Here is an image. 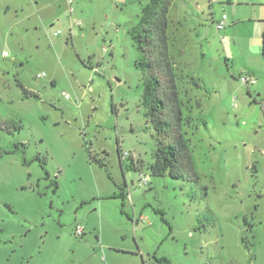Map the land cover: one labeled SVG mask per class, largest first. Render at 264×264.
Masks as SVG:
<instances>
[{
  "label": "rangeland",
  "instance_id": "rangeland-1",
  "mask_svg": "<svg viewBox=\"0 0 264 264\" xmlns=\"http://www.w3.org/2000/svg\"><path fill=\"white\" fill-rule=\"evenodd\" d=\"M149 2L74 0L70 28L58 0H0V264H264V0L170 2L178 179L149 169Z\"/></svg>",
  "mask_w": 264,
  "mask_h": 264
},
{
  "label": "trees",
  "instance_id": "trees-1",
  "mask_svg": "<svg viewBox=\"0 0 264 264\" xmlns=\"http://www.w3.org/2000/svg\"><path fill=\"white\" fill-rule=\"evenodd\" d=\"M170 2L171 0H150L142 10L140 21L142 31H132L131 38L137 52L135 66L146 72L149 77L144 83L143 106L146 110L145 116L149 118L157 136V151L149 169L155 177L168 175L178 179L181 177L179 169L181 162L186 158V150L180 133L183 124L177 76L168 47L167 13ZM262 55L264 56V31ZM195 85L198 86L196 83ZM24 95L31 96L26 91ZM186 120V124H189L190 118L187 117ZM159 137L169 138L171 143L164 145ZM118 154L120 156L119 149ZM162 261L165 264L169 263L166 259Z\"/></svg>",
  "mask_w": 264,
  "mask_h": 264
},
{
  "label": "built area",
  "instance_id": "built-area-1",
  "mask_svg": "<svg viewBox=\"0 0 264 264\" xmlns=\"http://www.w3.org/2000/svg\"><path fill=\"white\" fill-rule=\"evenodd\" d=\"M212 2H215V1H218V0H211ZM66 5H67V11H68V15H69V26L70 28L74 27L75 25L76 26H79L80 24L79 23H75L73 21H71V15L73 13V5H74V0H66ZM226 20V17L225 16H222V19L220 22H218V24H216V30L217 31H220L223 29L224 27V21ZM59 33H57L58 35ZM7 54L5 52L2 53V56L5 57ZM40 76H43V74H41ZM241 82L244 84V85H253L255 82L254 81H250L249 79L247 78H241ZM67 97V96H65ZM261 109L262 111H264V104L261 105ZM122 157H129V154H124ZM139 181H140V185H144L146 186L148 183H149V178L148 176L144 175V174H141L139 175ZM75 235L76 236H81L82 235V230L77 227L75 229Z\"/></svg>",
  "mask_w": 264,
  "mask_h": 264
},
{
  "label": "crops",
  "instance_id": "crops-1",
  "mask_svg": "<svg viewBox=\"0 0 264 264\" xmlns=\"http://www.w3.org/2000/svg\"><path fill=\"white\" fill-rule=\"evenodd\" d=\"M60 3H63L65 5V7L67 6L66 5V0H58V4H60Z\"/></svg>",
  "mask_w": 264,
  "mask_h": 264
},
{
  "label": "snow or ice",
  "instance_id": "snow-or-ice-1",
  "mask_svg": "<svg viewBox=\"0 0 264 264\" xmlns=\"http://www.w3.org/2000/svg\"><path fill=\"white\" fill-rule=\"evenodd\" d=\"M69 259L71 260V257H69Z\"/></svg>",
  "mask_w": 264,
  "mask_h": 264
}]
</instances>
